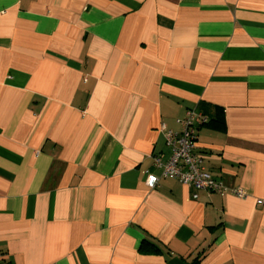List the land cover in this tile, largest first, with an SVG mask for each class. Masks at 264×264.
Returning a JSON list of instances; mask_svg holds the SVG:
<instances>
[{
  "label": "crops",
  "instance_id": "1",
  "mask_svg": "<svg viewBox=\"0 0 264 264\" xmlns=\"http://www.w3.org/2000/svg\"><path fill=\"white\" fill-rule=\"evenodd\" d=\"M191 109L246 198L147 187ZM257 201L264 0H0V264H264Z\"/></svg>",
  "mask_w": 264,
  "mask_h": 264
},
{
  "label": "built area",
  "instance_id": "2",
  "mask_svg": "<svg viewBox=\"0 0 264 264\" xmlns=\"http://www.w3.org/2000/svg\"><path fill=\"white\" fill-rule=\"evenodd\" d=\"M205 122L206 119L201 113L191 109L178 121L180 126L178 132L163 130L170 155L165 162H162L158 156L153 157L152 166L160 172L158 175H147L146 185L149 189L155 188L160 179L171 178L195 191L218 194L227 192L237 198L247 197V193L241 188L227 190L205 170L203 161L196 152L197 130ZM196 198L197 195L194 194L193 199ZM257 203L262 205L264 202L257 201ZM2 261L4 255L0 254V262Z\"/></svg>",
  "mask_w": 264,
  "mask_h": 264
},
{
  "label": "trees",
  "instance_id": "3",
  "mask_svg": "<svg viewBox=\"0 0 264 264\" xmlns=\"http://www.w3.org/2000/svg\"><path fill=\"white\" fill-rule=\"evenodd\" d=\"M141 250L144 253H151V254L159 253L158 248L154 244L149 243V242H145L143 246L141 247ZM191 264H200V260L196 258Z\"/></svg>",
  "mask_w": 264,
  "mask_h": 264
}]
</instances>
